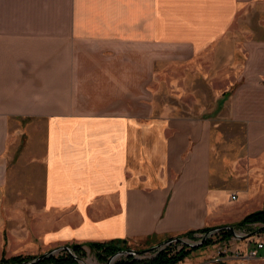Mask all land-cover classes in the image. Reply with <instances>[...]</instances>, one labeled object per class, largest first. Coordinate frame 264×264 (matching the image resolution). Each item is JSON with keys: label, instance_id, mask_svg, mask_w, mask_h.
<instances>
[{"label": "crops", "instance_id": "1", "mask_svg": "<svg viewBox=\"0 0 264 264\" xmlns=\"http://www.w3.org/2000/svg\"><path fill=\"white\" fill-rule=\"evenodd\" d=\"M243 2L0 0V259L114 240L147 250L264 210V101L253 95L251 109L238 89L218 100L214 116L230 95L231 123L246 126L223 168L210 161V124L142 111L154 97L141 75L127 99V71L151 72L159 47L202 53ZM218 246L179 264H216Z\"/></svg>", "mask_w": 264, "mask_h": 264}, {"label": "rangeland", "instance_id": "2", "mask_svg": "<svg viewBox=\"0 0 264 264\" xmlns=\"http://www.w3.org/2000/svg\"><path fill=\"white\" fill-rule=\"evenodd\" d=\"M243 1L239 18L237 17L232 29L223 38L214 40L210 46L205 47L202 53L190 54L184 49L165 50L159 47L158 63L151 72H126L127 99L130 94L138 93L139 75L142 95L148 97L151 94L154 97L151 103L141 104L142 111L149 110L151 105L153 112L158 115L168 114L172 118L196 117L205 124H210L207 136L211 150L210 161L212 165L219 162L223 168L229 165L231 150L236 149V145H240L238 150L245 148L246 126L244 123H231L230 95L214 116L218 100L238 89L239 94H248L251 109L255 104L252 102L253 95L264 101V0ZM126 57L129 58L127 62L136 61L135 56L126 54ZM133 105L127 102V110L133 109ZM137 106L138 104L136 110ZM209 116L212 117L208 118ZM15 129L12 130V125L9 127V131ZM10 133L9 142H17L12 137V132ZM226 184L228 185V181ZM202 236L203 234H194V241H189L198 242ZM216 236L217 234L212 236V240H217ZM219 244L220 242L216 243ZM170 245L176 250L182 246L178 243ZM127 247L132 251L146 250L137 242H129ZM83 251L81 260L85 264H106L100 263L89 248ZM155 251L142 254L139 258L150 259ZM62 253L65 252L60 251L55 256ZM126 257L121 256L120 259Z\"/></svg>", "mask_w": 264, "mask_h": 264}, {"label": "trees", "instance_id": "3", "mask_svg": "<svg viewBox=\"0 0 264 264\" xmlns=\"http://www.w3.org/2000/svg\"><path fill=\"white\" fill-rule=\"evenodd\" d=\"M264 225V210L256 211L254 213L248 214L240 222L233 225L236 229L242 230L245 229L248 225ZM220 228V227H219ZM216 229V228H214ZM213 229L204 228L196 231H189L185 234L186 239L194 241V234H206ZM232 234L229 231H221L217 234V240H212L208 238L205 243L196 248H188L182 246L179 250L173 249L171 245L165 247L158 253L156 251L153 253V256L150 259L146 260H135L133 256H127L126 258H119L114 262V264H179L185 258H187L193 251L214 245L216 243H222L228 241L231 238ZM172 240V239H170ZM71 251L74 255L71 256L67 253H62L57 256H53L41 261L38 264H79L75 258L82 259L84 256L83 246L82 245H71ZM87 247L96 254V258L100 263H107L114 255L120 253L121 251L128 250L127 242L124 240H114L107 243H90L87 244ZM35 257L30 256H16L10 259H5L2 257L0 259V264H21L26 261H30Z\"/></svg>", "mask_w": 264, "mask_h": 264}, {"label": "water", "instance_id": "4", "mask_svg": "<svg viewBox=\"0 0 264 264\" xmlns=\"http://www.w3.org/2000/svg\"><path fill=\"white\" fill-rule=\"evenodd\" d=\"M221 231H229L233 236L235 235L238 239L242 240L244 238H250V237L254 236L255 234H259V233L263 232L264 231V225L261 226L260 228H258L256 231L245 235L244 237H239V236L236 235L237 234V230H236L235 226H233V225L213 229V230L209 231L208 233L203 234L202 238L198 242H190L189 240H185V238L183 236H179V237L174 238L172 240H168V241L164 242L163 244H161V245H159V246H157L155 248L147 249V250H144V251H132V250L121 251L120 253L114 255L113 257H111L106 264H114V262L118 258H120L121 256H129V255L133 256L135 260H146V259H140L139 256H141L142 254L149 253V252H151L153 250H156V253H158L159 251L164 249L165 246L170 245L172 243H178V244H181L182 246H186L188 248L200 247V246H202L205 243V241L208 238H211L212 236L220 233ZM60 251L65 252V253H67V254H69V255L74 257L70 246H62V247H58V248H55L53 250H50V251H48V252H46V253H44V254H42L40 256L35 257L34 259H32L30 261H26V262H23L21 264H38V263H40L41 261H43V260H45L47 258L55 256ZM153 256H155V254H153L152 257ZM75 260L79 264H85L81 259L75 258Z\"/></svg>", "mask_w": 264, "mask_h": 264}, {"label": "built area", "instance_id": "5", "mask_svg": "<svg viewBox=\"0 0 264 264\" xmlns=\"http://www.w3.org/2000/svg\"><path fill=\"white\" fill-rule=\"evenodd\" d=\"M234 199L235 196H231V200ZM236 235L239 237H244L245 235H247V233L238 230ZM231 241L245 242L247 250L245 252H241L239 250L231 249ZM263 249L264 239L261 233L255 234L250 238H244L242 240L238 239L234 235L228 241L219 244L218 248H216V255L212 263H226L229 260V257H231L234 260L235 264H264V255H260V252Z\"/></svg>", "mask_w": 264, "mask_h": 264}]
</instances>
